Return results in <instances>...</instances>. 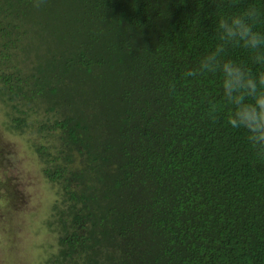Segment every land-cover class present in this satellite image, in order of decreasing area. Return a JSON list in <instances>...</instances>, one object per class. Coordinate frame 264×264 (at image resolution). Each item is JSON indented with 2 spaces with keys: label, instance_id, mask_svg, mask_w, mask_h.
<instances>
[{
  "label": "trees",
  "instance_id": "trees-1",
  "mask_svg": "<svg viewBox=\"0 0 264 264\" xmlns=\"http://www.w3.org/2000/svg\"><path fill=\"white\" fill-rule=\"evenodd\" d=\"M252 6L264 17V0H0L7 129L57 193L45 264H264V156L228 125L222 73L186 75Z\"/></svg>",
  "mask_w": 264,
  "mask_h": 264
},
{
  "label": "rangeland",
  "instance_id": "rangeland-1",
  "mask_svg": "<svg viewBox=\"0 0 264 264\" xmlns=\"http://www.w3.org/2000/svg\"><path fill=\"white\" fill-rule=\"evenodd\" d=\"M5 111L0 104V264H45L54 248L46 222L57 193L25 138L7 129Z\"/></svg>",
  "mask_w": 264,
  "mask_h": 264
},
{
  "label": "clouds",
  "instance_id": "clouds-1",
  "mask_svg": "<svg viewBox=\"0 0 264 264\" xmlns=\"http://www.w3.org/2000/svg\"><path fill=\"white\" fill-rule=\"evenodd\" d=\"M262 18L261 11L252 6L242 14L220 19L221 43L201 59L199 69L189 70L186 75L194 76L201 69L222 73L223 96L232 106L228 125L244 129L250 147L264 156V72L253 75L248 68L221 56L228 46L242 47L253 53L254 63L264 66V32L256 30Z\"/></svg>",
  "mask_w": 264,
  "mask_h": 264
}]
</instances>
